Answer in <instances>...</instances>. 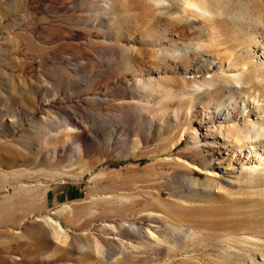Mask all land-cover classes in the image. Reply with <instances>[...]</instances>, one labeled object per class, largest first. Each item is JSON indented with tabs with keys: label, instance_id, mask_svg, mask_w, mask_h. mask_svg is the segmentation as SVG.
Segmentation results:
<instances>
[{
	"label": "rangeland",
	"instance_id": "374dc122",
	"mask_svg": "<svg viewBox=\"0 0 264 264\" xmlns=\"http://www.w3.org/2000/svg\"><path fill=\"white\" fill-rule=\"evenodd\" d=\"M258 4L0 0V264H264L197 216L264 185Z\"/></svg>",
	"mask_w": 264,
	"mask_h": 264
},
{
	"label": "bare ground",
	"instance_id": "6f19581e",
	"mask_svg": "<svg viewBox=\"0 0 264 264\" xmlns=\"http://www.w3.org/2000/svg\"><path fill=\"white\" fill-rule=\"evenodd\" d=\"M169 2V1H167ZM163 3V2H161ZM170 5L175 6V10L170 11V14L173 16L181 15V17L185 18L186 20H190V17H193L190 12L187 10L190 4L187 1L181 3H170ZM192 6L200 9L198 5L192 3ZM201 10V9H200ZM187 14L185 15L183 14ZM202 14L204 15H211L208 9H202ZM216 14L220 15L218 12ZM183 18V19H184ZM252 18V17H251ZM178 19V18H177ZM247 26L251 29L253 33L252 37L250 38L254 42L255 46L258 48L256 54L258 53L257 57L259 58V66L263 67L264 69V9L263 6L258 4L256 6V12L254 13V18L251 20H246ZM251 25L253 27H251ZM256 26V27H255ZM199 33L203 32V28H199L197 30ZM260 52V53H259ZM257 78H259V74L261 73L259 69L253 71ZM264 73V72H263ZM264 76V74H263ZM264 81V79L262 80ZM239 82V81H235ZM259 84V81H256ZM256 84V85H257ZM261 84V82H260ZM255 87V86H252ZM254 127L256 125L259 126V130L261 134L264 136V117L257 115L255 120L252 121ZM253 137V136H252ZM262 167H264V158L262 162ZM252 169H254L252 167ZM259 172H262L260 169ZM260 186L259 192L255 191H239L238 194H230L228 197V203L222 205H204L198 209V217H200L201 221L205 224L209 225V228H213L215 230H227V231H235V230H242V231H252L254 229H260L264 227V185ZM182 214V213H181ZM180 215V214H179ZM184 214H182L183 216ZM187 215V214H186ZM59 230H62V227L59 226ZM248 233V232H247ZM245 236L250 237L248 234ZM246 237V238H247ZM264 246L263 244H260ZM261 256L264 258V253L261 252ZM250 262H242V264H263V262H257L256 256H250Z\"/></svg>",
	"mask_w": 264,
	"mask_h": 264
},
{
	"label": "crops",
	"instance_id": "0c3cea01",
	"mask_svg": "<svg viewBox=\"0 0 264 264\" xmlns=\"http://www.w3.org/2000/svg\"><path fill=\"white\" fill-rule=\"evenodd\" d=\"M79 188L77 186L57 185L56 187L47 188L45 204L53 207L60 201L76 199L79 197Z\"/></svg>",
	"mask_w": 264,
	"mask_h": 264
}]
</instances>
